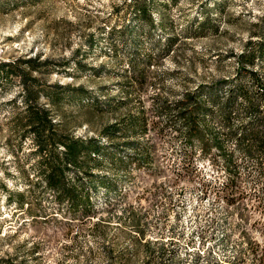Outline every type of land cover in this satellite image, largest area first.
<instances>
[{"label":"rangeland","instance_id":"rangeland-1","mask_svg":"<svg viewBox=\"0 0 264 264\" xmlns=\"http://www.w3.org/2000/svg\"><path fill=\"white\" fill-rule=\"evenodd\" d=\"M261 42L264 0H0V62L38 78L63 135L132 158L115 176L104 163L109 187L70 171L94 192L84 217L33 187L43 216L30 217L7 197L38 182L35 142L13 118L25 87L0 82V264H264V153L237 145L246 114H197L220 153L187 143L178 107L229 78L251 84L241 68L264 80L262 56H244Z\"/></svg>","mask_w":264,"mask_h":264},{"label":"trees","instance_id":"trees-1","mask_svg":"<svg viewBox=\"0 0 264 264\" xmlns=\"http://www.w3.org/2000/svg\"><path fill=\"white\" fill-rule=\"evenodd\" d=\"M140 13V16L144 17L145 9H140ZM256 52L262 56V63H264L263 42L257 49L245 52L244 56ZM33 60L37 61V59ZM21 62L25 63L27 60H21ZM38 64L41 62H37ZM245 69L241 68L240 73L243 72L244 75L250 77L251 84L246 85L242 81L233 83L234 79L229 78L207 87L208 94L203 89V92L202 90L195 92L193 98H185L178 103V107L182 109L181 117L185 119L184 136L188 144L198 141L203 150L207 151L215 147L222 153V144L215 136L201 133L203 130L202 121L219 114L224 123H229L231 119L241 114L240 111H243L246 114L247 126L237 134V145L244 153H252L255 149L264 153V80L256 71H246ZM14 75L20 77L25 87L21 96L25 100L13 118L18 120L24 117L22 140L26 137H33L35 148L30 156L38 158L33 166L36 168L39 166V168L32 172L38 178V182L33 184L27 176H24L26 178H24L23 191L9 192L8 201L16 203L20 210L28 213L30 217L43 216V210H36L38 206L42 205V203H37L40 199L27 195L30 187L38 188L42 200L47 199L45 193L49 191L50 194H54L56 202L60 204L67 202L71 211L70 215L75 218L84 217L94 207V192L84 184L79 173L88 175L92 182L98 180L102 183L101 186L109 187L114 184V178L109 179L103 172L104 163L110 166L109 169H112L115 176L128 169L132 158L121 154L118 149L105 152L96 138L83 140L63 135L57 128L60 122L56 120L52 111L39 104L41 96L48 97L49 103L55 102L48 96L46 90L41 92V96L38 94V78L31 77L24 72L21 63L17 61H1L0 82L3 83V88H7L6 85H9L11 77ZM217 89H223L220 95L217 93ZM77 96L80 100L86 98L84 93H79ZM9 102L14 105L18 102L17 97L12 98ZM200 111L203 112V120L197 116ZM127 147L125 146V148ZM223 161L224 167L228 170L230 158L226 155ZM72 170L79 171V173L72 176L70 174Z\"/></svg>","mask_w":264,"mask_h":264}]
</instances>
